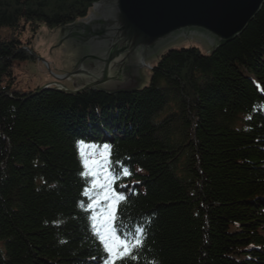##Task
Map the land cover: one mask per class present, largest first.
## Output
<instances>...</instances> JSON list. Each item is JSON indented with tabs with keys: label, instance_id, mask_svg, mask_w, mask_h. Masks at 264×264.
<instances>
[{
	"label": "trees",
	"instance_id": "obj_1",
	"mask_svg": "<svg viewBox=\"0 0 264 264\" xmlns=\"http://www.w3.org/2000/svg\"><path fill=\"white\" fill-rule=\"evenodd\" d=\"M100 1L0 0V30L25 21L65 28ZM6 39L0 82L29 59ZM158 57L136 91L0 88V264L105 262L77 142L114 128V140L101 143L126 191L116 229L131 239L135 226L148 227L126 264H264V3L207 55L189 47ZM107 114L114 128L103 127Z\"/></svg>",
	"mask_w": 264,
	"mask_h": 264
},
{
	"label": "water",
	"instance_id": "obj_2",
	"mask_svg": "<svg viewBox=\"0 0 264 264\" xmlns=\"http://www.w3.org/2000/svg\"><path fill=\"white\" fill-rule=\"evenodd\" d=\"M264 0H103L89 19L61 28L58 36L74 65L71 75L59 72L76 86L57 91L114 94L148 84L152 60L168 47L193 43L202 53L240 35ZM178 44L176 46H172ZM62 80V78L60 79ZM62 87V86H61ZM43 88V87H42ZM40 88V89H42Z\"/></svg>",
	"mask_w": 264,
	"mask_h": 264
},
{
	"label": "rangeland",
	"instance_id": "obj_3",
	"mask_svg": "<svg viewBox=\"0 0 264 264\" xmlns=\"http://www.w3.org/2000/svg\"><path fill=\"white\" fill-rule=\"evenodd\" d=\"M35 31H37V35L36 33L34 34L36 35V37L33 38L32 42L28 45V47L32 51L31 54L34 55V59L25 60L24 62L15 63L13 65L12 72H11L12 78H13L12 89L32 91V90L40 89L47 85H54L55 87H57L55 84H60V87H57V88L64 89V90L66 89L73 90V86H76V85L72 83L69 79L63 77L59 72H52L49 74H45L37 70L36 58H38L41 71H53L54 69L56 71H60L66 74L67 76L71 75L74 65L70 63L69 61H67L68 57L65 55L66 46L58 39L61 28L48 29L46 28V26L41 24L38 30L37 28L36 29L32 28L31 30L26 31V32L21 31L18 33H14L12 31L3 30L0 32V37L7 38L8 40L9 38L13 37L18 42L20 40L22 47L25 48L27 47L26 42L30 39L29 36ZM57 77L62 78V80L57 82ZM149 82L150 80L148 81V84ZM4 85H5V82L1 86H4ZM46 91H50V90H46ZM67 94H70V93H67ZM101 113L102 112H99L98 116ZM113 119L114 118L111 115L107 114L106 116H104L102 120L104 121L103 127L106 128L107 126V127L114 128L115 123L113 122ZM121 130H123V127ZM115 131H116L115 128L111 129L110 133L106 132L104 134V137L105 138L108 137L110 138L111 141H113L114 140L113 134ZM100 149L102 150L103 148H100ZM102 182H103V178H101L99 181L94 180L93 178L92 182L90 183V187L87 189L88 191L87 195L89 198H91L92 200L91 205H93V207H90L92 211V215L95 214L98 217L100 216L101 213H103L106 210V208L110 204V201L105 199V194L108 192V189L106 187L98 186ZM89 222L91 221L89 220ZM140 225H139V228L142 229V233L146 234L148 227L146 228ZM139 234L140 233H138L136 230L135 235H139Z\"/></svg>",
	"mask_w": 264,
	"mask_h": 264
},
{
	"label": "snow or ice",
	"instance_id": "obj_4",
	"mask_svg": "<svg viewBox=\"0 0 264 264\" xmlns=\"http://www.w3.org/2000/svg\"><path fill=\"white\" fill-rule=\"evenodd\" d=\"M77 149L85 170L81 175L92 176L97 181L103 178V182L98 186L108 189L105 199L109 200L110 204L99 217L94 214L89 218L94 235L102 245L103 251L107 253L104 258L105 264H116L117 261H124L126 264L127 259H136L135 252L143 245V235L142 229H138L137 232L140 234L134 235L131 239H122L116 234L117 229L114 227V222L119 219L117 209L124 197L117 195L111 189L116 177L108 171L111 168L109 163L110 145H103L101 150L94 144H85L84 141H78ZM123 175L130 176L131 173L125 168L123 169ZM89 207H93V205L90 204Z\"/></svg>",
	"mask_w": 264,
	"mask_h": 264
},
{
	"label": "bare ground",
	"instance_id": "obj_5",
	"mask_svg": "<svg viewBox=\"0 0 264 264\" xmlns=\"http://www.w3.org/2000/svg\"><path fill=\"white\" fill-rule=\"evenodd\" d=\"M32 23H35V21H25V22H21V23H19L18 26H16V28L13 30V32L14 33H18V32H21V31H29L32 28L35 29V28H37L39 26V24L33 25ZM29 37H31L33 39V38L36 37V35H34V36H31L30 35ZM0 248H1V245H0Z\"/></svg>",
	"mask_w": 264,
	"mask_h": 264
}]
</instances>
